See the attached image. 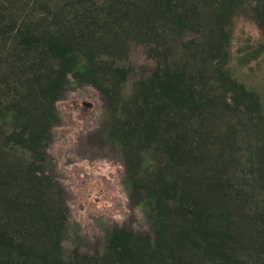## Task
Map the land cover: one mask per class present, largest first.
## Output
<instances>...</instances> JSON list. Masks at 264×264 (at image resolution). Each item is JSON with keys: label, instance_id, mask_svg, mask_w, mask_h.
<instances>
[{"label": "trees", "instance_id": "1", "mask_svg": "<svg viewBox=\"0 0 264 264\" xmlns=\"http://www.w3.org/2000/svg\"><path fill=\"white\" fill-rule=\"evenodd\" d=\"M238 19L264 39V0H0V264H264V41L233 62ZM77 86L146 226L93 247L45 153Z\"/></svg>", "mask_w": 264, "mask_h": 264}, {"label": "rangeland", "instance_id": "2", "mask_svg": "<svg viewBox=\"0 0 264 264\" xmlns=\"http://www.w3.org/2000/svg\"><path fill=\"white\" fill-rule=\"evenodd\" d=\"M258 40L264 41L256 26L238 19L232 31L233 62L239 48L254 45ZM129 57L138 67L151 64L138 47L132 48ZM260 57L261 70L254 72L255 77L263 72L264 59ZM253 64L254 61L249 63ZM102 103L101 96L91 87L67 90L56 102L58 124L45 148L49 173L62 185L66 212L76 223L87 247L101 240V222L133 231L146 229L142 212L131 203L123 186L119 158L102 136Z\"/></svg>", "mask_w": 264, "mask_h": 264}]
</instances>
